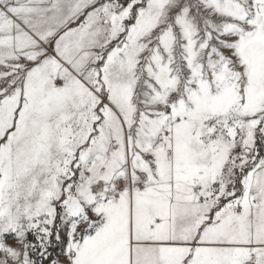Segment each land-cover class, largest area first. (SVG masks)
<instances>
[{
    "label": "snow or ice",
    "instance_id": "1",
    "mask_svg": "<svg viewBox=\"0 0 264 264\" xmlns=\"http://www.w3.org/2000/svg\"><path fill=\"white\" fill-rule=\"evenodd\" d=\"M0 264H264V0H0Z\"/></svg>",
    "mask_w": 264,
    "mask_h": 264
}]
</instances>
